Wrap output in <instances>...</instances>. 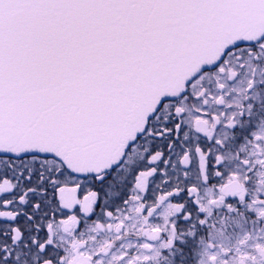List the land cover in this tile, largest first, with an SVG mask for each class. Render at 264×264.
Wrapping results in <instances>:
<instances>
[{
    "label": "snow or ice",
    "instance_id": "snow-or-ice-1",
    "mask_svg": "<svg viewBox=\"0 0 264 264\" xmlns=\"http://www.w3.org/2000/svg\"><path fill=\"white\" fill-rule=\"evenodd\" d=\"M0 264H264V0H0Z\"/></svg>",
    "mask_w": 264,
    "mask_h": 264
}]
</instances>
